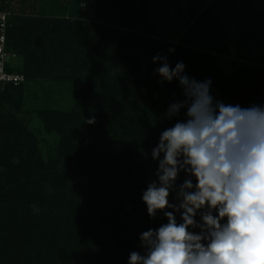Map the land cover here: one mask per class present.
I'll return each instance as SVG.
<instances>
[{
	"label": "trees",
	"instance_id": "16d2710c",
	"mask_svg": "<svg viewBox=\"0 0 264 264\" xmlns=\"http://www.w3.org/2000/svg\"><path fill=\"white\" fill-rule=\"evenodd\" d=\"M68 1L54 4L63 8ZM191 2L207 4L175 44L121 28L139 20L148 32L140 17L146 9L137 0H95L96 22L70 14L38 19L43 24L37 41L35 17L8 26L7 47L25 55L28 75L53 71L50 55L58 47L76 53L83 71L75 76L77 110L40 112L61 133L54 163L42 158L22 124L1 111L22 83H6L0 91V264H128L131 252L144 254L140 234L167 223L163 212L150 218L142 200L158 180L151 153L161 133L185 119L184 110L166 116L169 105L184 96L177 80L160 82L157 54L171 68L183 62L190 78L211 80L214 101L264 107V0ZM6 69L11 72L7 64ZM84 107L97 108L99 120H85ZM86 137L91 142L84 143ZM188 178L181 172L177 187ZM169 199L178 203L175 192ZM195 219L200 222L199 213Z\"/></svg>",
	"mask_w": 264,
	"mask_h": 264
},
{
	"label": "clouds",
	"instance_id": "9594fccd",
	"mask_svg": "<svg viewBox=\"0 0 264 264\" xmlns=\"http://www.w3.org/2000/svg\"><path fill=\"white\" fill-rule=\"evenodd\" d=\"M158 61L160 82L177 80L184 96L166 116L184 110L185 119L161 133L151 153L158 180L142 195L149 217L163 212L167 223L140 234L144 254L131 252L128 264H264V107L214 101L211 80L190 78L183 62ZM181 172L190 178L177 187Z\"/></svg>",
	"mask_w": 264,
	"mask_h": 264
},
{
	"label": "rangeland",
	"instance_id": "374dc122",
	"mask_svg": "<svg viewBox=\"0 0 264 264\" xmlns=\"http://www.w3.org/2000/svg\"><path fill=\"white\" fill-rule=\"evenodd\" d=\"M94 2L95 0L89 2L86 0H69L65 4L66 7L62 8L55 6L54 0H0V14L4 13L6 16L5 27L2 30L0 27V37L3 36L5 39L8 69L23 76V81H20L22 87L17 91L14 90L13 99L6 103L1 111L7 118L16 119L27 132L32 134L37 141L40 155L50 163H54L56 162L54 159L60 158L61 133L56 128L48 127L44 123L40 112L58 111L68 113L77 110L75 107V85L77 82L75 76L81 75L83 70L79 71V65L75 62L76 53L63 52L58 47L57 52L50 55V62L54 67L53 71L48 73L45 70L44 75L33 77L28 75L25 73L27 65L25 55L19 50L7 47V28L9 25L17 24L19 17H35L36 22L32 23L35 34L32 35V40L37 41V39H40L39 33L43 24L42 20L38 19L43 17L67 18L66 16L70 14L75 20L98 21L95 11L96 3ZM3 4L6 5L5 8L2 7ZM137 4L146 9L140 17L149 24L148 32L141 31L143 25L139 20L132 21L127 26H121V28L126 31L141 32L147 35L148 38L175 44L181 40L188 27L197 18V15L204 12L207 3L195 7V3L191 0H137ZM223 62L222 66H225L227 60ZM40 64L44 63L41 62ZM5 87H1L0 91L5 90ZM82 109L85 112V120H99L97 108L87 109L84 107ZM11 141L9 140V145H15L14 138ZM20 141L22 142V139ZM88 142H91V140L86 137L84 143ZM80 179L81 182L85 183L87 181L86 174L81 175ZM124 209L129 212L130 206L126 205Z\"/></svg>",
	"mask_w": 264,
	"mask_h": 264
},
{
	"label": "built area",
	"instance_id": "2783aa9c",
	"mask_svg": "<svg viewBox=\"0 0 264 264\" xmlns=\"http://www.w3.org/2000/svg\"><path fill=\"white\" fill-rule=\"evenodd\" d=\"M3 17V18H2ZM5 18L6 16L3 14H0V27L1 30L3 27H5ZM5 39L4 37H0V86H3L6 83L14 82L19 83L20 81H23V76L17 73L9 72L6 69V64L8 62V56L5 52V45H4Z\"/></svg>",
	"mask_w": 264,
	"mask_h": 264
}]
</instances>
